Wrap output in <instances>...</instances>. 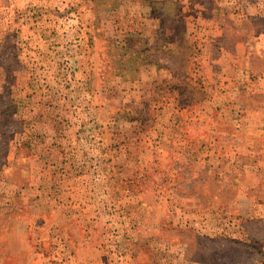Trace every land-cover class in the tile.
<instances>
[{"label":"rangeland","instance_id":"1","mask_svg":"<svg viewBox=\"0 0 264 264\" xmlns=\"http://www.w3.org/2000/svg\"><path fill=\"white\" fill-rule=\"evenodd\" d=\"M0 264H264V0H0Z\"/></svg>","mask_w":264,"mask_h":264},{"label":"trees","instance_id":"2","mask_svg":"<svg viewBox=\"0 0 264 264\" xmlns=\"http://www.w3.org/2000/svg\"><path fill=\"white\" fill-rule=\"evenodd\" d=\"M125 46L122 47V51H124L125 55H126V59L122 60V64L123 66H127V65H133L136 64V59L138 58V56L140 55H145V59L147 60L149 57V51H140L137 50L136 48H134L132 42L130 39H126L125 40Z\"/></svg>","mask_w":264,"mask_h":264}]
</instances>
